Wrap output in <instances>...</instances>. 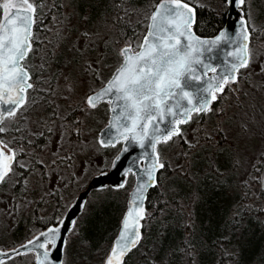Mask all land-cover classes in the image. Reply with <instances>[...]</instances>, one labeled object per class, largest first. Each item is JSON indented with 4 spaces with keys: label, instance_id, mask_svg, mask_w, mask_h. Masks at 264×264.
<instances>
[{
    "label": "snow or ice",
    "instance_id": "1",
    "mask_svg": "<svg viewBox=\"0 0 264 264\" xmlns=\"http://www.w3.org/2000/svg\"><path fill=\"white\" fill-rule=\"evenodd\" d=\"M220 6L237 12L239 27L204 39L193 31L203 7L194 0H156L142 13L146 31L131 36L127 22L140 7L131 0H0V214L23 216L36 198L58 197L41 230L0 246V264H91L77 220L87 193L60 205L59 191L79 179L61 168L83 157L82 176L94 154L111 149V167L127 165L123 175L138 182L101 264H199L200 212L212 223L226 174L250 163L261 175L240 182L243 195L230 197L233 211L217 225L224 231L208 241L241 264L242 243L264 227V0ZM42 29L55 39L40 41ZM57 52L62 63L49 75ZM103 111L108 122L95 133ZM165 182L170 200L153 202L148 191ZM176 229L179 245L169 242Z\"/></svg>",
    "mask_w": 264,
    "mask_h": 264
},
{
    "label": "trees",
    "instance_id": "2",
    "mask_svg": "<svg viewBox=\"0 0 264 264\" xmlns=\"http://www.w3.org/2000/svg\"><path fill=\"white\" fill-rule=\"evenodd\" d=\"M202 1L194 0V2L203 5V7L197 8L196 10L194 30L199 36L212 37L224 27L226 22V11L222 10L219 12L212 6H207L205 3H202ZM155 2L156 0H131V3L139 5L140 7L136 15L132 16L131 21L127 22V35L131 36L133 30H136L138 34H143L146 31V22L142 23V13L149 12L151 6ZM260 23L264 24V16L260 17ZM107 169L108 168H103L99 172H95L94 175ZM130 179H128L127 186L124 189H113L109 187L103 190L93 191L98 194V197L92 204L87 206L86 203L87 208L85 207L80 222H82V238L88 242L86 249H84V253L87 254L88 257H92L97 253L103 256L111 248L113 240L120 229L121 219L127 208V197L131 189V181L133 180L132 178ZM225 180L227 181L225 188L215 194L218 203L215 204L217 212L214 221L208 223L206 220L207 214L203 211L199 214L197 236L199 239L204 240L206 245L200 250L198 256L199 264H233L232 257L223 255L222 249L208 243L210 238H214L224 231L222 225L219 229L217 225L222 219L226 220L233 211L234 201L230 199V187H228L231 184L226 177ZM166 184L167 182H165L164 189H151L148 196L153 202L160 203L161 197H163L164 200H170L172 194L167 191ZM149 207L151 206L149 205ZM52 214H55L54 210ZM173 215H175V210H173ZM199 221H204V223H199ZM23 222V219L20 220L14 227L12 231L13 243L11 246L19 245L28 238V231H24V228H29V222L26 226L23 225ZM37 225H43V222H39L36 226ZM201 230H203L202 236L200 234ZM182 232L183 229H176L172 233L169 242L174 240L175 244L179 245L184 238L181 235ZM165 247H167V242ZM230 250H234V248ZM238 259L241 264H264V227H255L252 230L247 240L241 245ZM177 264H180V262L177 261Z\"/></svg>",
    "mask_w": 264,
    "mask_h": 264
},
{
    "label": "rangeland",
    "instance_id": "3",
    "mask_svg": "<svg viewBox=\"0 0 264 264\" xmlns=\"http://www.w3.org/2000/svg\"><path fill=\"white\" fill-rule=\"evenodd\" d=\"M202 1V0H201ZM57 2H62V3H68V0H57ZM202 3H205L207 6H212L215 10L217 9L219 12L226 11V9L222 8L220 6V0H203ZM73 23H76V21H73ZM47 28H53L54 25L51 24L50 22L47 23ZM40 41H45L47 39H55L53 36L52 32L47 31L46 29H42L38 33H36ZM113 39H116V33H113ZM36 48V55L33 57L32 60V66L34 68L38 67L41 58L44 55V44L43 43H38V45H34ZM57 61L62 63V56L59 52H57V56L52 59V62L49 67V75L57 69L58 64ZM110 74V70H105L104 75L108 76ZM78 103V100L74 102L73 107H75V104ZM107 105H102V108L107 109ZM99 123H96L94 125L95 127V133H98L108 122L109 119V113L107 111L101 112V114L96 118ZM94 133V134H95ZM119 147V145L117 146ZM115 153V149L108 150L106 153L103 155L101 154H94L88 163V167L86 169V172L84 175H80V169H81V160L84 158L81 157L80 159H77L74 164H72L71 167H68L67 170L65 171L64 168H61L62 174L65 175L67 178L69 174L71 173H76L77 176H79V179L76 180L75 183L70 184L68 188L63 189L62 191H59L58 195L62 197L61 201L59 200V204L63 205L68 202H74L78 194L86 188L88 185L90 179L93 177L95 172H99L103 168H109L110 167V161L113 159V154ZM171 155V153H169ZM175 158L173 157V160ZM249 172H252L253 175L260 176L261 173L259 172H254L251 167L250 163H245L244 166H242L238 171L236 172H230L226 174V178L228 182H230V188H229V193L231 196H242L243 195V185L240 183L242 180L245 179V177L248 175ZM97 174V173H96ZM132 178L133 180L131 181V189L134 186V176L130 175L129 179ZM131 180V179H130ZM130 189V191H131ZM41 194H42V189H40ZM130 191L128 193L127 201L130 195ZM254 191H259L258 187L254 189ZM14 196V191L9 190V192L4 196V200L7 201L8 197ZM98 197L97 193L92 192L88 198L87 206L89 204H92L94 200ZM29 198H33V194H29ZM57 196H48L45 197V200L43 202L38 201L34 202L32 205V211L25 213L23 216H16L15 218H10L6 215L0 214V246L7 248L11 246L13 243V237H12V231L14 230V227L17 225L20 220H24L23 225H27L29 222V228H24V231H28V229H31L33 232L39 231L42 229L43 225L36 226L39 222H43L44 217L52 215L53 210L55 213L57 212L58 208V203H57ZM18 199V198H17ZM55 202V203H54ZM54 203V204H50ZM50 204V206H49ZM4 204H0V207H4ZM86 206V208H87ZM60 211H63V208H60ZM13 220H15V225L11 228H9V225L13 224ZM81 221V216L78 218V222ZM36 223V224H35ZM85 252V251H84ZM87 255V254H86ZM100 253H97L93 255L91 258L89 257V260L91 264H101L102 257L100 256ZM100 256V257H99ZM11 264V262H9Z\"/></svg>",
    "mask_w": 264,
    "mask_h": 264
},
{
    "label": "water",
    "instance_id": "4",
    "mask_svg": "<svg viewBox=\"0 0 264 264\" xmlns=\"http://www.w3.org/2000/svg\"><path fill=\"white\" fill-rule=\"evenodd\" d=\"M195 25V24H194ZM194 25H193V31L195 32L194 30ZM239 27V21H238V16H237V12L236 11H233V10H230L228 9L227 10V17H226V22H225V25L224 27L221 29V30H224V29H228V30H231V31H235L237 28ZM220 30V31H221ZM196 33V32H195ZM197 34V33H196ZM218 34V33H217ZM216 34V35H217ZM198 35V34H197ZM215 35V36H216ZM199 36V35H198ZM215 36H212V37H202L200 36L201 38H204V39H212V38H215ZM211 75V74H210ZM137 155H139V151L136 152ZM141 167H143V165H140ZM127 165H124L122 167L118 166L116 169H113L111 166H110V169L107 170V171H104L103 173H105V175H101V173L95 175L91 180L90 182L88 183L87 187L81 191L77 197H83L85 193H87V196L85 197V201H87L89 195L91 194L92 191L94 190H102V189H106V188H113V189H117V185H119L122 181L124 180H127L129 175L127 177H125L123 175V171L126 169ZM135 178V183H134V186L133 188L135 187V185L137 184L138 182V178L137 177H134ZM132 188V190H133ZM131 190V192H132ZM151 189L148 191L147 193V196L149 195ZM130 192V193H131ZM76 197V198H77ZM130 197V195H129ZM76 202V199L73 203ZM86 203V202H85ZM128 204H129V198H128V201H127V208H128ZM127 208L124 212V214L126 213L127 211ZM82 212H80L81 214ZM79 214V215H80ZM79 215L77 216V218L79 217ZM124 216V215H123ZM123 218V217H122ZM121 226V225H120ZM120 230V229H119ZM119 232V231H118ZM118 235V234H117ZM117 237V236H116Z\"/></svg>",
    "mask_w": 264,
    "mask_h": 264
},
{
    "label": "flooded vegetation",
    "instance_id": "5",
    "mask_svg": "<svg viewBox=\"0 0 264 264\" xmlns=\"http://www.w3.org/2000/svg\"><path fill=\"white\" fill-rule=\"evenodd\" d=\"M58 199V198H57ZM60 201H61V199H60Z\"/></svg>",
    "mask_w": 264,
    "mask_h": 264
}]
</instances>
